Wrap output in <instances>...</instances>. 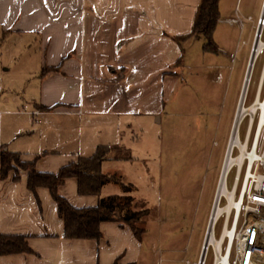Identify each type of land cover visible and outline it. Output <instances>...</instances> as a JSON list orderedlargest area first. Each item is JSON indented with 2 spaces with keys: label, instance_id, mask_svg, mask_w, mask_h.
Here are the masks:
<instances>
[{
  "label": "crops",
  "instance_id": "1",
  "mask_svg": "<svg viewBox=\"0 0 264 264\" xmlns=\"http://www.w3.org/2000/svg\"><path fill=\"white\" fill-rule=\"evenodd\" d=\"M200 1L0 0V33L35 34L32 43L39 45L36 67L29 76L23 74V88L9 84L8 93L0 96V145L20 153L23 161L37 159L36 169L47 173H56L107 145L110 152L102 172L126 181L120 166L145 163L153 157L159 143L156 129L173 117L197 113L195 106L194 112L188 109L180 88V71L188 66L183 61L184 44L196 36L182 42L177 38L191 33ZM236 11L241 15L238 3L234 16L220 21L234 24L230 21ZM251 17L249 39L241 42L250 49L257 21ZM28 45L27 41L13 42L14 61L26 54ZM7 63L0 59V65ZM45 68L56 70L42 76ZM175 105L181 106L180 115H175ZM235 107L227 116L224 151ZM214 111L208 108L203 115L215 120ZM55 119L64 123L65 137L55 128ZM95 119H99L96 125ZM215 141L213 145H220ZM123 150H130V156ZM15 175L14 170L7 178L0 174V234L26 236L33 252L0 255V264L141 262L143 238L138 239L129 225L103 222L98 240L66 238L64 220L50 190L40 187L35 194L27 186L28 171L19 170L18 179ZM113 185L121 187L108 183L100 196L137 200L119 196ZM59 192L79 208L96 206L99 201L98 195L79 194L75 177L67 178Z\"/></svg>",
  "mask_w": 264,
  "mask_h": 264
},
{
  "label": "rangeland",
  "instance_id": "2",
  "mask_svg": "<svg viewBox=\"0 0 264 264\" xmlns=\"http://www.w3.org/2000/svg\"><path fill=\"white\" fill-rule=\"evenodd\" d=\"M262 2L221 0V19L233 17L238 3L245 23L241 29L237 24L219 21L215 31L218 53L204 52L202 37H193L184 44L186 55L183 61L188 66L181 67L180 88L186 94L188 109L195 110V106L197 113L188 117H173L156 129L159 143L154 146V154L149 161L139 164L137 161L133 164L128 162L120 166L126 176L124 182L133 183V189L116 185L111 188L119 192V196L130 195L143 201L150 210L145 218L144 252L139 264H200L224 152L223 136L229 127L227 116L237 104L250 49L249 45L241 42L249 39L251 21L247 17L251 15L257 20ZM256 30V26L252 27V37ZM36 38L31 33L22 37L0 33V59L12 64L0 65V96L8 93L9 84L23 88L26 82L22 78L23 74H30L37 64L39 45L32 43ZM16 40L27 41L29 45L26 54L19 55L14 61L12 53L16 51L13 42ZM237 42L240 43L236 53ZM21 50L24 51V48ZM263 60L264 54L254 69L248 103L254 98ZM28 83L29 87L32 83L30 79ZM30 89L29 92L32 91ZM175 106L178 109L175 115H180L181 106ZM208 108L215 110L217 119L212 120L203 115ZM98 122L99 119L93 120L94 125ZM246 124L247 121L242 135ZM54 125L65 137L62 134V120L55 121ZM92 134H95V129ZM214 140L220 145H213ZM123 151L125 156H130V150ZM234 175L235 170L229 177V187L232 186ZM221 226L222 221L216 228V237L220 234ZM213 252L210 248L206 264L214 263Z\"/></svg>",
  "mask_w": 264,
  "mask_h": 264
},
{
  "label": "built area",
  "instance_id": "3",
  "mask_svg": "<svg viewBox=\"0 0 264 264\" xmlns=\"http://www.w3.org/2000/svg\"><path fill=\"white\" fill-rule=\"evenodd\" d=\"M263 9L264 0L254 25L257 30L252 37L253 43H251L209 214L210 222L215 207L221 209L215 232L219 222L222 221L218 237L219 239L223 237V243L219 257L211 247L214 251L213 264H264V60L254 98L248 103L254 69L260 56L264 54ZM247 20L252 21V17H247ZM230 22L238 24L241 29L245 23L237 11L235 19ZM260 27L262 31L259 33ZM257 39L261 43L258 50L255 47ZM254 51L256 58L246 86ZM217 143L215 141V144ZM233 170L235 175L232 186L229 187L228 180ZM228 228L237 229L235 237L236 242H239L237 247L236 244L233 246V235L225 234ZM203 264H206V260Z\"/></svg>",
  "mask_w": 264,
  "mask_h": 264
},
{
  "label": "trees",
  "instance_id": "4",
  "mask_svg": "<svg viewBox=\"0 0 264 264\" xmlns=\"http://www.w3.org/2000/svg\"><path fill=\"white\" fill-rule=\"evenodd\" d=\"M221 0H201L194 18L191 33L177 38L178 42L196 36L203 38V51L218 53L215 31L221 19ZM184 55V50H182ZM181 61V59H180ZM56 68H45L42 76ZM43 109H49L42 106ZM110 147L100 145L89 156H81L76 162L62 167L56 173L39 172L36 169L37 159L23 161L20 153L6 150L0 145V174L7 178L11 171H16L15 179L19 178V170L28 171L27 186L37 194V189L46 187L58 207V213L64 220V236L69 239H100L103 222H120L131 227L135 236L142 240L146 233L145 218L150 210L141 200L119 201L112 196H100L102 188L111 182L120 184L124 189H133V184L122 181L117 175L102 172V164L106 160ZM78 180V192L81 195H98L99 201L93 207H75L59 192L60 186L67 178ZM27 237L20 234H0V255L15 253H32ZM115 264H118L117 262Z\"/></svg>",
  "mask_w": 264,
  "mask_h": 264
},
{
  "label": "bare ground",
  "instance_id": "5",
  "mask_svg": "<svg viewBox=\"0 0 264 264\" xmlns=\"http://www.w3.org/2000/svg\"><path fill=\"white\" fill-rule=\"evenodd\" d=\"M263 19H264V9L262 10V20ZM261 31H262V27L259 28V33ZM260 44L261 43H259L258 39H257L256 46H255L257 48V50H258ZM255 58H256V52L254 51V53L252 55V58H251V61H250V68H249V72H248L247 79H246V86H247L248 81H249V77H250V74H251V69H252V67L254 65ZM228 208H226V209L228 210ZM220 212H221V209L218 208V207H215V209L213 211V214L211 216L210 222H209V218H208L207 234H206V238H205V241H204L205 246L203 247V251H202V255H201V264H203L204 260L207 261L209 249L211 247L214 248V250L216 251L218 257L220 255L221 245L223 243V237H222V239H219V237H216V235H215V226H216V222H217V219L219 217ZM226 233H230L231 235H233V240H234L233 241V246H235V244H236V247H237V245L239 244V242H236V240H235L237 229L234 228L233 230H230V228H228V230L225 231V234ZM240 241H241V239H240Z\"/></svg>",
  "mask_w": 264,
  "mask_h": 264
},
{
  "label": "water",
  "instance_id": "6",
  "mask_svg": "<svg viewBox=\"0 0 264 264\" xmlns=\"http://www.w3.org/2000/svg\"><path fill=\"white\" fill-rule=\"evenodd\" d=\"M204 246H205V243H204ZM204 246H203V247H204Z\"/></svg>",
  "mask_w": 264,
  "mask_h": 264
}]
</instances>
